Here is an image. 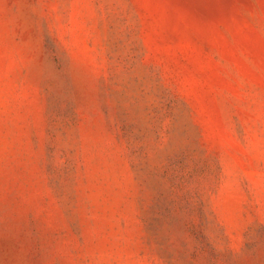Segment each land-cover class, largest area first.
I'll use <instances>...</instances> for the list:
<instances>
[{
    "label": "rangeland",
    "instance_id": "obj_1",
    "mask_svg": "<svg viewBox=\"0 0 264 264\" xmlns=\"http://www.w3.org/2000/svg\"><path fill=\"white\" fill-rule=\"evenodd\" d=\"M0 264H264V0H0Z\"/></svg>",
    "mask_w": 264,
    "mask_h": 264
}]
</instances>
